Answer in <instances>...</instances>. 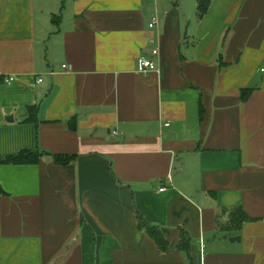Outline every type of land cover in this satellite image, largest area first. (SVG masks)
Returning <instances> with one entry per match:
<instances>
[{"label": "crops", "instance_id": "obj_1", "mask_svg": "<svg viewBox=\"0 0 264 264\" xmlns=\"http://www.w3.org/2000/svg\"><path fill=\"white\" fill-rule=\"evenodd\" d=\"M198 2L0 0V264H264V0Z\"/></svg>", "mask_w": 264, "mask_h": 264}, {"label": "trees", "instance_id": "obj_2", "mask_svg": "<svg viewBox=\"0 0 264 264\" xmlns=\"http://www.w3.org/2000/svg\"><path fill=\"white\" fill-rule=\"evenodd\" d=\"M207 0H199L197 5V13L199 17H202L207 9ZM55 23L58 21L57 16L53 17V20ZM252 91V88H243L241 90L240 98L242 100L246 99L250 92ZM33 107H29L30 112L33 113L32 110ZM30 118V117H29ZM76 126L75 121H72L70 124V128L74 129ZM40 155V152H34L30 151L28 149H21L17 154L15 155H7V157H0V162L3 163H15V164H22V163H34L36 162L38 156ZM53 160L56 164H66L67 162H70L73 160L74 156H61L57 154H52ZM230 220L229 222L223 226L219 225L220 228H226L230 230H238L240 226L243 224L244 221L250 220L251 218L245 213L244 210H242L240 207L231 208L230 209ZM136 220L138 223V229L144 230L147 234H149L153 240L156 242L157 246L161 250L168 249V241L165 239L164 235L161 233L160 229L155 225L150 224L145 218L143 217L141 212H137ZM182 233V238L178 244V248L183 250L185 253L189 251V245L191 242V239L188 237L186 233Z\"/></svg>", "mask_w": 264, "mask_h": 264}, {"label": "built area", "instance_id": "obj_3", "mask_svg": "<svg viewBox=\"0 0 264 264\" xmlns=\"http://www.w3.org/2000/svg\"><path fill=\"white\" fill-rule=\"evenodd\" d=\"M158 21H159V19H158L157 17H155V18L149 23V27L154 26V24H155L156 22H158ZM150 52H151L152 55H158V50H157L156 48L151 49ZM138 59H139L140 71H141L143 74H145V73H147V72H150V70H153V69L156 68V63H155V61H154L153 59H148V58L145 57V56H140ZM259 70H260L261 72H264V68H260ZM5 80H6L7 82H9V81H12L13 78H12L11 76H6V77H5ZM39 80H41V79H39ZM163 189H164L163 186L159 187V190H163Z\"/></svg>", "mask_w": 264, "mask_h": 264}, {"label": "water", "instance_id": "obj_4", "mask_svg": "<svg viewBox=\"0 0 264 264\" xmlns=\"http://www.w3.org/2000/svg\"><path fill=\"white\" fill-rule=\"evenodd\" d=\"M239 239H240L239 236H236V235H233V236L230 237L231 241L239 240Z\"/></svg>", "mask_w": 264, "mask_h": 264}]
</instances>
